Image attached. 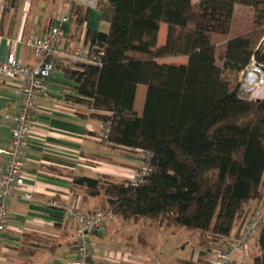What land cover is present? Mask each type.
<instances>
[{
  "label": "trees",
  "instance_id": "trees-1",
  "mask_svg": "<svg viewBox=\"0 0 264 264\" xmlns=\"http://www.w3.org/2000/svg\"><path fill=\"white\" fill-rule=\"evenodd\" d=\"M96 8L107 29L85 27L82 41L101 62L57 63L73 82L67 99L101 121L102 133L109 125L101 138L112 147L150 154V172L137 185L86 175L73 184L123 219L199 231L209 256L264 202V98L242 96L240 81L231 87L223 74H240L252 56L264 64V0H97ZM89 9L74 5L67 41L77 40ZM162 23L166 40L157 45ZM259 230L264 253V224Z\"/></svg>",
  "mask_w": 264,
  "mask_h": 264
},
{
  "label": "crops",
  "instance_id": "crops-1",
  "mask_svg": "<svg viewBox=\"0 0 264 264\" xmlns=\"http://www.w3.org/2000/svg\"><path fill=\"white\" fill-rule=\"evenodd\" d=\"M241 10V6L235 7V13ZM60 14L58 0H1L0 60L10 51L7 41L12 39L18 40L15 48L18 60L36 65L39 58L25 40L31 33L47 31ZM71 26V20L62 25L67 36ZM85 27L107 29L96 7L89 9L83 29L74 42L82 38ZM166 35L167 25L162 23L157 45L164 44ZM46 85L45 94L36 101L34 122L24 147V184L9 200L10 218L0 245V264H70L75 258L77 223L51 203L66 202L85 212L97 210L100 199L85 195L83 188L73 184L72 176L130 180L144 156L141 150L112 147L101 138L102 122L82 117L81 104L67 99L73 92V82L65 77L60 67L54 70ZM20 86V80L0 75V146L10 140L13 117L19 107ZM145 91L142 84L137 85L134 110L138 114L142 111ZM138 101L142 104L140 109L136 106ZM5 163L6 156L0 153V174ZM27 193L31 198L25 197ZM127 225L117 214L104 221L92 237L96 260H111L113 255L105 246L113 238L118 246L125 248L128 235L124 236L122 231ZM117 261L143 264L123 255L122 258L119 255Z\"/></svg>",
  "mask_w": 264,
  "mask_h": 264
},
{
  "label": "built area",
  "instance_id": "built-area-1",
  "mask_svg": "<svg viewBox=\"0 0 264 264\" xmlns=\"http://www.w3.org/2000/svg\"><path fill=\"white\" fill-rule=\"evenodd\" d=\"M61 14L55 24L41 34L31 33L25 43L31 46L39 58L36 65L30 66L18 60L15 48L18 40L9 39L11 49L4 60H0V75L21 81L19 107L13 117L10 128L11 136L5 146H0V153L6 156V163L0 174V245L6 225L10 218L9 200L15 190L24 184V147L34 122L36 101L47 90L46 81L57 68L60 60L80 61L100 64V57L84 47L82 38L77 42H67V33L62 25L70 22L75 4L96 7L97 0H58ZM1 2V0H0ZM264 40V37H262ZM239 93L247 98H264V64H260L252 56L246 67L240 72ZM109 125H106L103 138H107ZM150 154H146L140 166L129 180L132 185L145 181L150 172L148 163ZM26 198H31L29 193ZM51 204L64 210L67 217L77 223V238L74 247L75 258L70 264H122L113 260H96L92 237L104 221L113 216L112 211L101 208L85 212L66 202L54 201ZM264 224V204L256 208L244 224L239 235L236 228L222 240V244L210 253L207 264H234L241 258L247 248L248 241ZM242 259V258H241ZM240 260V259H239ZM241 261V260H240Z\"/></svg>",
  "mask_w": 264,
  "mask_h": 264
},
{
  "label": "rangeland",
  "instance_id": "rangeland-1",
  "mask_svg": "<svg viewBox=\"0 0 264 264\" xmlns=\"http://www.w3.org/2000/svg\"><path fill=\"white\" fill-rule=\"evenodd\" d=\"M90 9H94V7ZM182 59V57H170L164 60L185 63V60ZM217 63L221 65L219 59H217ZM223 74L231 87H234L240 81L239 74H233L227 70H223ZM142 87L146 90L145 85H142ZM136 106L137 109H140L142 104L140 105L139 102ZM254 204L255 202H250L251 207L255 206ZM261 204H264V202ZM104 206L115 215L109 205ZM260 206H257V208ZM124 221L128 224L124 232L121 230L124 236L128 235L125 237L128 242L123 245L125 248L122 249L118 246V242L114 238L111 242L109 241L111 239H108L109 242L106 240L108 243H105L107 245L105 248L113 255L110 256L111 260L117 261L118 256L120 255L122 258L123 255L128 259H137L143 264H207L209 258L207 245H209V242L199 231L175 228L165 224L159 225L157 221L142 217L124 219ZM138 236L140 237L139 240ZM259 236L260 230L248 241L247 248L241 256L242 259L239 256L234 264H254L255 256L264 255L260 250ZM114 237L116 238V236ZM93 247H95L94 244ZM121 252L122 254H120ZM239 259L244 263H240Z\"/></svg>",
  "mask_w": 264,
  "mask_h": 264
}]
</instances>
